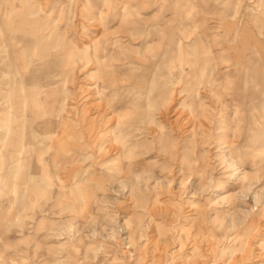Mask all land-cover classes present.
Returning a JSON list of instances; mask_svg holds the SVG:
<instances>
[{
	"label": "rangeland",
	"instance_id": "1",
	"mask_svg": "<svg viewBox=\"0 0 264 264\" xmlns=\"http://www.w3.org/2000/svg\"><path fill=\"white\" fill-rule=\"evenodd\" d=\"M0 49V125L58 73L75 133L0 129V264H264V0H0Z\"/></svg>",
	"mask_w": 264,
	"mask_h": 264
},
{
	"label": "bare ground",
	"instance_id": "2",
	"mask_svg": "<svg viewBox=\"0 0 264 264\" xmlns=\"http://www.w3.org/2000/svg\"><path fill=\"white\" fill-rule=\"evenodd\" d=\"M44 28L46 29V27H43V29ZM35 38L36 39H39V43H40L41 41H43V39L45 38V36H35ZM40 39H42V40H40ZM58 45L60 46V44H58ZM44 50L45 49L42 48L37 53L38 59L41 56H45V52L46 51L44 52ZM73 50L74 49L70 46V48L68 49L67 54L65 55V59H66L67 65L68 64H71L74 61L73 60L74 59V51ZM80 51H81V54L82 55H85V57L88 55L87 49L85 47H83L82 49H80ZM2 52L3 51H1V49H0V54ZM43 52H44V54H43ZM86 58H88V57H86ZM199 61H201L202 63H206V60H203V61L202 60H199ZM28 62H32V59L28 60ZM48 65L50 66L51 63H49ZM23 66L24 67L27 66V60L25 61V63H23ZM67 71H68V69H67ZM47 76H48V79L46 80V82L39 83L41 89L38 88V89L35 90V93L30 94V97L32 99H30V104L29 105H30V112L32 111L31 112L32 114L31 115L30 114L26 115L25 112H26V110H27L28 107H26L27 106V103H26V101H24L21 104L22 105L21 106V109H20L22 111L21 114H16L13 119L10 118V119H8V121L6 120V123H3V124L0 125V129L2 131L1 132V135H2V139H1L2 140V144H5L7 142H9V143L11 142L13 144V146H14V150L13 151L15 152L14 158L16 159L17 158L16 155H17L18 156V161H20V163L25 160L24 159V151L27 150V147L30 144L31 139L35 140L38 143L40 142V141H38L39 139H36V138L34 139L33 138L34 137L33 136V134H34L33 132L34 131L32 130L33 126H36L38 124L39 125H42V129L41 130H42V134H44L43 135L44 136L43 137V140H45L44 141V146H45L44 150L45 151L47 149H49L51 146H55L57 149H59L60 147H63L65 145V143H67L66 140L68 138H72L74 136L73 135L74 132L72 131V126L73 125L71 123L70 118L66 117V118H62L60 120V117H58V118L57 117H55V118L54 117H51L49 114L46 113V109L44 108L43 101L38 98L43 92H45V89H46L45 87L46 86L52 85V84L58 82V80L56 79V77L59 76L58 73H56V74L53 73L52 75H47ZM34 81H35V79H34ZM28 82H31V80H29ZM32 82H31V84H32ZM20 88H22V87H20ZM14 91H15V88H14ZM18 91H20V90H18ZM23 92H24V90H23ZM10 95H11V93H10ZM9 104L11 105V103H9ZM39 104H41V107H39ZM8 117H9V115H8ZM10 129H11V133H13L12 134L13 136L11 135V137L9 138V137L6 136V134H7L6 132H9ZM45 135H47V136H45ZM51 135H54V136H52L54 138H52ZM41 140H42V138H41ZM48 140H50V141H48ZM128 141H129V139H128ZM69 142H70V140H69ZM11 143L9 145H11ZM65 148H66V146H65ZM20 163L18 164L19 167H21L23 165V164L21 165Z\"/></svg>",
	"mask_w": 264,
	"mask_h": 264
}]
</instances>
